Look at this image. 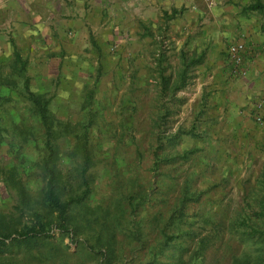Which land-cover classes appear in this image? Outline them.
Instances as JSON below:
<instances>
[{
	"label": "rangeland",
	"instance_id": "rangeland-1",
	"mask_svg": "<svg viewBox=\"0 0 264 264\" xmlns=\"http://www.w3.org/2000/svg\"><path fill=\"white\" fill-rule=\"evenodd\" d=\"M153 24L133 30L112 21L110 33L86 35L88 44L72 43L44 67L30 61L32 51L19 48L12 31L0 29V224L8 230L31 225L33 214L17 189L24 187L35 202L44 185L43 131L25 80L30 92L48 100L57 122L75 134L87 129L94 180L76 234L54 231L32 248L7 242L0 264H172L179 257H191V264H232L244 254L253 263L257 252L239 233L243 222L251 224L264 190V122H256L252 110L264 90L257 87L248 99L241 88L248 83L233 79L236 89H226L227 104L217 108L224 89L212 88L215 62L229 70L227 51L235 42L221 51L178 48L170 24ZM59 141L65 170L72 142L70 136ZM183 194L190 199L185 213L193 224L185 229L192 234L152 261L160 242L155 227ZM130 204H139L133 214ZM94 213L117 228L109 240L111 262L102 259L103 247L83 221ZM139 226L143 244L129 234ZM203 238L207 246L199 250Z\"/></svg>",
	"mask_w": 264,
	"mask_h": 264
},
{
	"label": "crops",
	"instance_id": "crops-1",
	"mask_svg": "<svg viewBox=\"0 0 264 264\" xmlns=\"http://www.w3.org/2000/svg\"><path fill=\"white\" fill-rule=\"evenodd\" d=\"M255 5L264 7V0H0V29L12 31L19 48L32 51L30 61L39 67L52 61L55 52L73 48L72 43L88 44L85 36L92 32L110 33L112 21L133 30L140 24L151 29L155 21L168 23L178 48L193 44L221 51L225 43L243 41L248 48L245 78L232 76L214 61L219 70L212 88L224 89L215 104L224 108L226 89H236L233 79L248 83L241 87L248 99L257 87L264 90V16L262 8L251 9Z\"/></svg>",
	"mask_w": 264,
	"mask_h": 264
},
{
	"label": "trees",
	"instance_id": "trees-1",
	"mask_svg": "<svg viewBox=\"0 0 264 264\" xmlns=\"http://www.w3.org/2000/svg\"><path fill=\"white\" fill-rule=\"evenodd\" d=\"M257 8L263 7L260 5L251 7L253 10ZM14 56L18 60L19 57L16 53H14ZM24 90L27 101L33 107L43 131V156L40 160V170L44 185L40 192L39 201L35 202H32L31 196L24 187H18L20 203L33 214L34 221L21 230H8L0 224V252L7 246V242H10L9 245L32 248L40 242L52 238L54 231L62 235H68L70 232L76 234L82 228L77 223V220H79L77 217H81L82 212L83 215L85 214V205L90 198L94 182L93 176L90 174L92 158L87 129L82 128L81 134L73 133L68 124L61 125L49 114L47 99L29 91L27 80L24 82ZM66 136H70L72 142L70 154L72 162L63 170L59 161L57 142L63 140ZM159 163L160 159L155 155L153 163V166L156 167L155 170ZM187 200L190 199L187 198L186 194H183L178 201V205L168 214L167 219L160 225H156L155 229L160 242L155 248L158 253L152 255V261L156 259L158 254H162L164 247L171 245L175 247V242L180 238L192 234L190 230L185 229L186 225L193 224L190 223V219L185 213ZM138 205L130 204L129 212L135 213V208ZM83 221L88 224L97 237V245L103 247V249H100L102 259L111 262L114 253L109 240L114 239L117 228L106 221V217L102 218L97 213H94V217ZM242 226H245V230L239 233L240 236L242 238L244 236L245 241L253 244L257 255L253 257V263L248 258L250 255L246 256L244 254L242 260L234 258L232 264H264V190L251 224L243 222ZM134 229V231H130V237L137 243L143 244L144 229L140 226ZM101 234H104L107 239L105 243L102 241ZM198 244L199 250H204L207 246V238L200 239ZM190 261L191 257L187 261L179 257L172 264H191Z\"/></svg>",
	"mask_w": 264,
	"mask_h": 264
},
{
	"label": "built area",
	"instance_id": "built-area-1",
	"mask_svg": "<svg viewBox=\"0 0 264 264\" xmlns=\"http://www.w3.org/2000/svg\"><path fill=\"white\" fill-rule=\"evenodd\" d=\"M206 3H211V0H204ZM248 48L243 41L232 43L228 47L227 60L229 71L236 78H245L247 75L246 55ZM255 121L258 123L264 122V99L258 101L252 106Z\"/></svg>",
	"mask_w": 264,
	"mask_h": 264
}]
</instances>
